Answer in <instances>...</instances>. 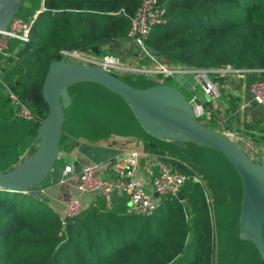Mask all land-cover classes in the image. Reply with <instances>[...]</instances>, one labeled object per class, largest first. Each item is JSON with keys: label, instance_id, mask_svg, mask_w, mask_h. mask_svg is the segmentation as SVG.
I'll use <instances>...</instances> for the list:
<instances>
[{"label": "trees", "instance_id": "16d2710c", "mask_svg": "<svg viewBox=\"0 0 264 264\" xmlns=\"http://www.w3.org/2000/svg\"><path fill=\"white\" fill-rule=\"evenodd\" d=\"M157 1L165 16L145 40L153 55L191 69L229 65L264 71V0ZM138 4L21 0L15 18L31 22L28 39H10L0 53V173L20 164L37 138L46 115L41 85L49 64L61 60L63 51L95 53L126 40ZM55 12L61 16L54 17ZM126 74L115 76L134 88L169 85V80ZM245 78L247 84L264 81V72ZM6 89L28 106L34 121L14 117ZM66 91L70 103L63 108L59 150L66 140L96 144L110 137L133 138L144 153L179 171L187 172L180 165L187 163L202 182L181 187L182 201L160 198L147 216L127 213L126 198L118 195L109 209L96 197L75 216L61 218L38 196L0 190V264H264L254 245L238 238L242 186L222 154L191 142L175 147L153 138L121 98L97 84L80 82ZM112 101L127 108L126 116ZM62 165L58 158L53 167Z\"/></svg>", "mask_w": 264, "mask_h": 264}, {"label": "water", "instance_id": "95a60500", "mask_svg": "<svg viewBox=\"0 0 264 264\" xmlns=\"http://www.w3.org/2000/svg\"><path fill=\"white\" fill-rule=\"evenodd\" d=\"M20 3L21 0H0V35L15 18ZM80 82L97 84L121 98L153 138L175 147L191 142L222 154L242 186L238 238L251 242L264 262V155L250 160L232 139L199 123L185 97L171 86L134 88L93 66L64 59L50 63L41 85L46 115L37 131L36 150L16 167L0 173V190L38 196L35 190L47 179L59 156L63 108L70 103L66 89ZM176 197L182 201L179 193Z\"/></svg>", "mask_w": 264, "mask_h": 264}, {"label": "built area", "instance_id": "2783aa9c", "mask_svg": "<svg viewBox=\"0 0 264 264\" xmlns=\"http://www.w3.org/2000/svg\"><path fill=\"white\" fill-rule=\"evenodd\" d=\"M165 9L157 0H139L134 15L129 21L127 39L135 48L136 64H126L119 58L106 53L102 58H92L89 54L78 51L61 52L62 59L77 64H85L96 67L107 73L122 71L132 75H139L151 81L162 83L163 80H180L185 76H202L204 73L231 76L233 78H245L247 75L260 74L264 71L252 69H233L225 65L213 70H197L165 62L162 58L153 55L145 46V40L155 25L164 22ZM31 22H24L13 18L6 30L0 35V53L4 54L10 39L24 42L29 36ZM72 62V63H73ZM2 67V62L0 63ZM112 74V73H111ZM162 85V84H157ZM202 95L213 103L215 107L221 97L219 89L211 81L200 82ZM252 102L264 108V81L255 79L246 87ZM7 100L13 109L14 117L32 122L34 115L28 106L17 95L6 89ZM197 97L193 96L187 102L194 111L195 119L202 114V108L198 105ZM231 134H226L230 136ZM237 134L232 132V137ZM59 158V156H58ZM187 172L179 171L165 163L160 157L137 151H122L113 158L107 160L102 166L91 164L83 166L77 175L76 183L68 191L63 200L62 217H73L81 210V203L73 199V190L80 194H96L101 196L105 208L112 205L113 197L125 196L126 212L132 216H147L155 209L159 199L165 196H176L181 187L187 184H201V178L191 172V167L180 163ZM70 171L64 170L63 175ZM144 175L148 179L149 189L146 190L139 182V176ZM207 203H210L206 197Z\"/></svg>", "mask_w": 264, "mask_h": 264}, {"label": "crops", "instance_id": "0c3cea01", "mask_svg": "<svg viewBox=\"0 0 264 264\" xmlns=\"http://www.w3.org/2000/svg\"><path fill=\"white\" fill-rule=\"evenodd\" d=\"M105 49L118 53L120 61L128 64L138 63L135 48L128 39L112 43ZM163 60L171 63L169 60ZM13 62L14 60H11L10 64ZM202 81H211L219 89L221 97L215 107L202 95L199 85ZM172 82L175 83L168 86L177 89L187 101L193 96L197 97L198 105L202 108V114L198 119L196 118L197 121L209 124L213 130L225 133L235 132L237 134L235 143L242 151L245 147L260 154L256 157L264 155V108L252 102L246 90L248 85L246 78L204 73L199 77L188 75L180 80H172ZM122 151L143 152V145L138 140L123 137H110L106 141L96 144L84 141H64L59 150V158L63 165L52 168L47 177L48 180L46 179L35 190L38 197L47 204L52 214L61 216L62 202L67 197L68 191L73 189L82 167L91 164L102 166L107 160ZM243 152L246 154L245 151ZM256 157L250 160H254ZM15 166L12 165V168ZM64 170L70 172L65 176L63 175ZM139 182L146 190L149 189L148 179L144 175L139 176ZM72 195L73 199L81 203V209L87 208L96 197H99L92 193L80 194L76 190H73Z\"/></svg>", "mask_w": 264, "mask_h": 264}, {"label": "rangeland", "instance_id": "374dc122", "mask_svg": "<svg viewBox=\"0 0 264 264\" xmlns=\"http://www.w3.org/2000/svg\"><path fill=\"white\" fill-rule=\"evenodd\" d=\"M79 52L80 53H83L82 51H80L79 50ZM84 53H86V54H89L92 58H96V59H100V58H102L103 57V55L104 54H106V53H111L112 54V56H114V57H119L118 56V53L116 54V52H113V51H108L107 49H102L101 51H99V52H95V53H89V52H87V51H85ZM123 57H124V55H123ZM125 57H126V55H125ZM71 63L73 62V61H70ZM123 62V61H122ZM74 63V62H73ZM123 63H126V62H123ZM126 64H128V63H126ZM114 76L116 75V76H119V77H124V76H127V74L125 73V72H122V71H112L111 72ZM168 80V79H167ZM176 80V79H175ZM163 82H164V80H163ZM170 85H172V84H174L175 82H172V79H170L169 80V82H168ZM165 85V84H164ZM113 105H117V106H115L116 108H119V111H120V114L121 115H123V116H126V114H127V111H126V109L123 107H121V106H118V104L116 103V102H114V101H112L111 102ZM118 111V110H117ZM119 111H118V113H119ZM198 119V118H197ZM198 121H200V120H198ZM213 130V129H212ZM214 131H216V132H218V133H220V134H222V135H224V136H226V134H231L230 136H227L228 138H230V139H232L234 142H236V139L234 138V137H232V132L231 133H225V132H222V131H218V130H214ZM37 139V138H36ZM35 139V142L33 143V145L29 148V150H27L23 155H22V159H21V163H22V161L24 160V159H26V158H28L35 150H36V144H37V140ZM243 151H245V155L247 156V158H249V159H253L254 157H256V155H260V154H258V153H255L254 151L252 152L251 150H248V149H246L245 147L243 148ZM260 157V156H259ZM16 167V166H15ZM47 180H48V178H47ZM206 197H208L209 198V200H210V203H209V206H211L212 205V198H211V196H209L208 194H206Z\"/></svg>", "mask_w": 264, "mask_h": 264}]
</instances>
